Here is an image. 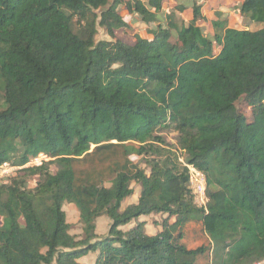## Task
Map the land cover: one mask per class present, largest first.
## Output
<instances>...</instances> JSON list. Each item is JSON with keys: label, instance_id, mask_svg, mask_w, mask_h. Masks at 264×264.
Returning a JSON list of instances; mask_svg holds the SVG:
<instances>
[{"label": "trees", "instance_id": "16d2710c", "mask_svg": "<svg viewBox=\"0 0 264 264\" xmlns=\"http://www.w3.org/2000/svg\"><path fill=\"white\" fill-rule=\"evenodd\" d=\"M165 1L0 0V165L48 159L0 183V264L264 259V0H242L243 28L212 21V38L196 0L189 20ZM136 17L148 38H117ZM184 164L205 176L206 211ZM154 215L149 236L140 218Z\"/></svg>", "mask_w": 264, "mask_h": 264}, {"label": "rangeland", "instance_id": "374dc122", "mask_svg": "<svg viewBox=\"0 0 264 264\" xmlns=\"http://www.w3.org/2000/svg\"><path fill=\"white\" fill-rule=\"evenodd\" d=\"M177 2L184 3L187 5V9L184 11L183 16L186 20H189L192 15V5L194 3L193 0H166L163 4V10H168L170 7H172ZM242 0H196V3L200 5V10L205 18V20H199L198 25L204 29V34L212 38L214 36V32L211 28V22L216 19H226L228 21V26L230 28H243V23H245V19H243L239 13H238V7L240 6ZM112 3V0H110L109 4ZM217 14V15H216ZM182 17V16H181ZM127 21L130 20L129 17L126 18ZM155 25L150 24L146 25L140 21L138 17L135 18L134 24L131 26L130 33L123 32V31H117L116 36L120 40L132 44L134 42V33L137 35H140L141 37H147L148 35L146 33V30H149L151 28H154ZM260 26L259 25H250V30H257ZM98 40H105L109 39L104 34L103 30L98 28V34L96 37ZM6 179H0V183L5 181ZM34 181H31V183ZM131 188L133 189L134 193L132 196H130L123 204V206L127 204H131L136 201L137 193L139 192V187L132 184ZM63 211L66 215L67 223L70 225V231L69 233L73 236H75L77 239H82V227L79 223V216L76 208L73 205L64 204ZM162 221V217L160 215H154L147 217L145 220V233L149 236H153L157 234L161 228H160V222ZM0 225H1V219H0ZM132 225H128L125 227H122V231H127ZM109 228V221L106 217H100L96 221V234L99 236L106 235ZM189 230H198V227L196 225L191 224L189 226ZM196 235V233H195ZM194 240H197L194 238V234L190 232L189 241L192 242ZM94 254H90L87 257H84L79 260L80 264H93L94 263Z\"/></svg>", "mask_w": 264, "mask_h": 264}, {"label": "built area", "instance_id": "2783aa9c", "mask_svg": "<svg viewBox=\"0 0 264 264\" xmlns=\"http://www.w3.org/2000/svg\"><path fill=\"white\" fill-rule=\"evenodd\" d=\"M47 157L43 154L31 158L23 167H15L9 163H3L0 165V179H6L17 173L18 170L24 167L40 166L42 162L47 161ZM188 169V186L192 194L193 205L196 208L206 211L208 204V197L206 194V179L202 171L192 165H185ZM253 264H264V259L255 262Z\"/></svg>", "mask_w": 264, "mask_h": 264}, {"label": "crops", "instance_id": "0c3cea01", "mask_svg": "<svg viewBox=\"0 0 264 264\" xmlns=\"http://www.w3.org/2000/svg\"><path fill=\"white\" fill-rule=\"evenodd\" d=\"M139 192H140V188H139ZM139 192L137 193L136 201L133 202V203H131V204H135V203L137 202L138 197H139ZM133 193H134V191H133ZM126 200H127V199H126ZM126 200H125V201H126ZM127 205H130V204H127ZM127 205H125V206H127ZM146 218H147V217H141V218H140V221H144V222H145Z\"/></svg>", "mask_w": 264, "mask_h": 264}]
</instances>
